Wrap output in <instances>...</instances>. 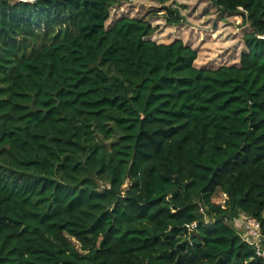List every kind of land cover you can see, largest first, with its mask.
<instances>
[{"label":"trees","instance_id":"16d2710c","mask_svg":"<svg viewBox=\"0 0 264 264\" xmlns=\"http://www.w3.org/2000/svg\"><path fill=\"white\" fill-rule=\"evenodd\" d=\"M130 1L0 0V264H264V0L218 68Z\"/></svg>","mask_w":264,"mask_h":264},{"label":"rangeland","instance_id":"374dc122","mask_svg":"<svg viewBox=\"0 0 264 264\" xmlns=\"http://www.w3.org/2000/svg\"><path fill=\"white\" fill-rule=\"evenodd\" d=\"M168 4L178 8L186 20L171 24L164 17L165 10L155 0H131L112 9L107 25L122 16H140L155 7L159 11L151 21L158 30L152 39L159 43L183 40L197 50V67L218 68L240 62L246 50L244 35L251 31L250 25L243 23L242 14L222 13L208 0H171ZM225 199L226 195L215 198L218 203H224Z\"/></svg>","mask_w":264,"mask_h":264},{"label":"built area","instance_id":"2783aa9c","mask_svg":"<svg viewBox=\"0 0 264 264\" xmlns=\"http://www.w3.org/2000/svg\"><path fill=\"white\" fill-rule=\"evenodd\" d=\"M241 219L242 222L239 221ZM236 226L242 230L243 238L256 247L258 255L264 257V238L261 232L260 222L246 215H241L235 220Z\"/></svg>","mask_w":264,"mask_h":264}]
</instances>
